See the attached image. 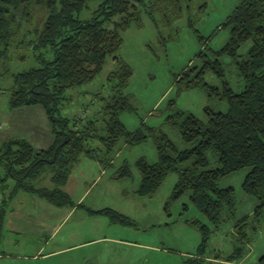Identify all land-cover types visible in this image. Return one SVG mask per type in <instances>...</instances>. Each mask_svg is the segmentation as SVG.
<instances>
[{
	"label": "trees",
	"instance_id": "trees-1",
	"mask_svg": "<svg viewBox=\"0 0 264 264\" xmlns=\"http://www.w3.org/2000/svg\"><path fill=\"white\" fill-rule=\"evenodd\" d=\"M90 1H99L96 10L89 19H80V12ZM182 1L0 0V57L5 56L8 42L17 33L19 19L28 14L32 16L31 8L37 9L36 21H41L39 29L35 30L34 49L47 48L52 53L50 59L38 53L35 55L37 66L13 74L7 106L11 109L40 106L50 124L52 138L40 149L22 137H8L0 142V229L9 203L18 191L58 207L74 206L63 186L81 157L98 159L89 146L94 138L99 139L107 151H111L120 138L130 145L149 137L153 139L157 160L153 163L144 157L136 160L140 182L135 193L152 195L169 173H175L177 181L165 210L171 201L189 191L193 206L217 226L224 213L234 211L235 201L233 187H220L218 181L227 174L248 168L241 188L257 200L251 217L258 220L264 214V0H239L222 24L229 29L226 43L215 50H201L197 54L201 65L188 67L176 77L178 91L199 87L208 99L218 98L227 103L225 111L205 106L206 118L202 120L192 112L178 109L174 100L169 101L171 112L165 123L176 128L189 147L179 149L160 128L128 131L118 117L120 112L132 108L124 92L131 68L115 55L122 43L120 32L133 20H139L140 7L147 12L156 6L168 13L178 9L180 14ZM40 12L45 13L43 18ZM116 16L119 19L113 20ZM166 21H169L168 16ZM108 23H112V27H108ZM247 42L251 44L246 52L238 54L239 47ZM108 56L116 60V67L108 75L111 93L103 97L102 116L88 120L61 116L60 105L66 99V91L93 80ZM223 56L230 57L237 79L243 85L238 91L233 90L225 78L224 64L220 61ZM207 72L221 80L220 86L204 80ZM207 151L214 154L216 166H210ZM98 160L105 165V160ZM129 174L128 165H124L117 176L123 178ZM43 177L49 178L52 187L36 184ZM85 210L90 215H107L111 222L131 223L128 217L112 209L86 207ZM245 221L234 226L241 239L247 238ZM195 224L201 240L196 252L184 259V264H240L244 256L241 248L227 256L207 255L211 230L206 224ZM258 264H264V254Z\"/></svg>",
	"mask_w": 264,
	"mask_h": 264
},
{
	"label": "rangeland",
	"instance_id": "rangeland-1",
	"mask_svg": "<svg viewBox=\"0 0 264 264\" xmlns=\"http://www.w3.org/2000/svg\"><path fill=\"white\" fill-rule=\"evenodd\" d=\"M98 4L99 1H90L79 18L92 17ZM238 4L239 0H183L180 14L178 9L168 13L159 6L148 12L139 8V20H133L120 32L122 43L115 53L132 72L124 89L132 108L118 115L128 131L160 128L179 149H183L190 145L181 140L176 128L165 123L166 116L171 112L169 101L174 100L178 109L192 112L202 120L206 118L205 106L215 111L227 109L225 101L208 99L202 88L178 91L175 81L184 69L201 65L197 58L201 50H215L226 43L229 29L222 24ZM30 11L32 16L28 14L23 21L19 19V29L8 42L5 56L0 57V142L11 136V127L7 123L14 126L17 120H31L40 137L27 129L18 128L15 136L28 139L38 149L46 147L52 138L50 124L41 107L34 105L11 109L7 106L13 74L37 66L35 55L38 53L47 59L52 58L47 48L34 49L37 40L35 30L39 29L41 21H36V8ZM40 14L41 18L45 16V13ZM118 19L119 16L113 18ZM106 25L112 27V23ZM250 44L241 45L238 54H244ZM220 61L224 64L225 78L230 86L235 91L240 90L243 85L237 79L230 57L223 56ZM115 67L116 60L108 56L93 80L68 89L59 114L84 120L102 116L103 97L111 93L108 75ZM204 80L214 86L221 84V80L211 72L204 75ZM89 146L98 159L105 160V165L96 158L81 157L71 170L68 183L74 198L85 189L86 193L79 202L82 209L64 224L54 242L65 232L70 234L65 241L71 242H77L73 241L75 235L80 238L78 241L111 236L118 241L96 240L100 242L87 247L89 261L92 257L101 256L102 261L116 260L120 264H184V259L195 253L200 243L201 233L195 224L198 222L206 224L211 230L207 255L218 253L227 256L241 248L244 256L240 264H258L259 257L264 254V214L258 220L251 217L257 200L241 188L248 168L227 174L218 181L220 187H233L235 201L234 211L224 213L221 221L214 226L190 202L189 191L171 201L165 210L177 181L175 173H169L154 194L139 196L135 193L140 182L136 160L140 157L149 163L157 160L151 137L134 145L120 138L111 151H107L96 138L89 141ZM206 155L210 166H216L214 154L207 151ZM124 165H128L130 174L119 178L118 172ZM37 183L39 186H52L47 177ZM86 207L112 209L128 217L131 223L111 222L107 215H85ZM243 219L247 238L241 239L234 226Z\"/></svg>",
	"mask_w": 264,
	"mask_h": 264
},
{
	"label": "crops",
	"instance_id": "crops-1",
	"mask_svg": "<svg viewBox=\"0 0 264 264\" xmlns=\"http://www.w3.org/2000/svg\"><path fill=\"white\" fill-rule=\"evenodd\" d=\"M7 125L11 127V136L6 138L17 137V128L27 129L40 137L34 129L35 123L31 120H17L14 126L8 123ZM40 148L45 147L38 149ZM47 179L49 180L48 177ZM63 189L74 201V206L58 207L23 191L14 195L0 229V264H120L116 260L102 261L101 256L92 257V261H89L87 250L89 245L100 242L96 240L118 241L117 238L104 236L78 241L80 238L75 235L73 241L77 242H71L65 241L70 235L65 232L59 240L53 241L64 224L82 209L78 204L86 193L85 189L74 198L68 180Z\"/></svg>",
	"mask_w": 264,
	"mask_h": 264
}]
</instances>
